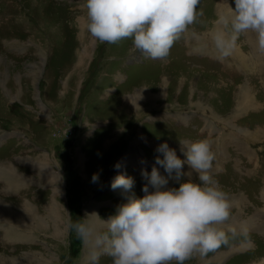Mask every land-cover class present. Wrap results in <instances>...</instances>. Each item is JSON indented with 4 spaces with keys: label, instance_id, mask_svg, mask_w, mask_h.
I'll list each match as a JSON object with an SVG mask.
<instances>
[{
    "label": "rangeland",
    "instance_id": "obj_1",
    "mask_svg": "<svg viewBox=\"0 0 264 264\" xmlns=\"http://www.w3.org/2000/svg\"><path fill=\"white\" fill-rule=\"evenodd\" d=\"M231 6L200 0L189 32L166 58L153 59L131 38L94 39L85 0H0V168L12 177L10 184L0 175V264H92L104 228L85 216L89 207L100 221L116 211L125 199L111 187L118 173L133 176L129 194L142 196L141 169L151 171L164 141L183 156L181 139L210 141L212 175L232 205L227 243L184 264H264V76L249 61L247 33L236 41L243 61L234 52L218 58L208 36ZM143 89L157 97L137 113L124 97ZM6 215L21 222L19 236L4 231ZM78 220L94 227L92 238L77 235ZM98 264L112 257L101 252Z\"/></svg>",
    "mask_w": 264,
    "mask_h": 264
},
{
    "label": "clouds",
    "instance_id": "obj_2",
    "mask_svg": "<svg viewBox=\"0 0 264 264\" xmlns=\"http://www.w3.org/2000/svg\"><path fill=\"white\" fill-rule=\"evenodd\" d=\"M200 0H85L86 29L100 41L115 43L131 38L135 49L153 59H164L181 34L198 15ZM227 16L216 21L208 33L220 59L233 54L240 34L255 33V46L264 54V0H234ZM231 26L225 32L221 25ZM91 127V126H90ZM180 151L167 141L160 143L151 171L144 167L146 180L142 196L131 193L135 180L118 173L112 180L113 190L125 195L116 211L101 221L104 231L95 235L96 245L90 253L98 264L101 252L112 257V264H184L194 252H207L227 243L223 228L231 216V201L219 181L212 175L214 153L207 139H181ZM188 166L185 171L184 166ZM117 162L114 167L120 168ZM161 167L167 175L161 173ZM195 173V178H193ZM188 177L184 179L183 177ZM178 186H169V179ZM100 180V172L91 178ZM94 214L101 217L98 213ZM71 227L88 240L95 229L86 221ZM235 234V228L232 229Z\"/></svg>",
    "mask_w": 264,
    "mask_h": 264
},
{
    "label": "bare ground",
    "instance_id": "obj_3",
    "mask_svg": "<svg viewBox=\"0 0 264 264\" xmlns=\"http://www.w3.org/2000/svg\"><path fill=\"white\" fill-rule=\"evenodd\" d=\"M216 5V10H217V13H219V14H221L222 13V10L220 9V7H219V5H220V1L219 2H217V3H215ZM215 25V27L217 26L216 24H214ZM230 29V28H229ZM86 31V30H85ZM187 32H189V28H188V30H187ZM248 37H245L246 38V40H248L247 41V43L250 45L249 47H250V49L251 50H253L252 51V53H251V55L249 56V61H251L250 63H253L255 66H258L257 68H258V70H259V72H260V74L259 75H263L264 76V54H262V53H260V52H258L257 51V49H256V46H255V37H254V35L253 34H251V32L249 31V32H247V34H246ZM204 40V39H203ZM206 41V40H205ZM234 53H237V54H235L236 56H237V58H239L240 60H246L247 59V57H246V55L243 53V54H241L240 52H239V50H238V48H237V46H236V48L234 49V51H233ZM258 52V53H257ZM261 54H262V56H263V58H262V56H261ZM246 58V59H245ZM258 73V72H257ZM232 84V83H231ZM146 85V84H145ZM230 85V84H229ZM147 87V86H146ZM138 88V87H137ZM145 88V87H144ZM142 89V88H141ZM152 90V89H151ZM136 91V90H135ZM153 91V90H152ZM155 91V90H154ZM160 92V91H159ZM244 92V91H243ZM130 93H131V91H130ZM229 95V94H228ZM151 97H157V95H153L152 93H150L147 89H143V90H138V91H136L134 94H131V95H129V96H127V97H124V99H125V103L127 104V105H129V107L130 108H134L136 111H137V113L139 112L138 111V108L141 106V104L146 100V99H149V98H151ZM159 97V96H158ZM157 100V99H156ZM153 102V101H152ZM157 103V102H156ZM155 103V104H156ZM166 104H167V102H166ZM198 104V103H197ZM144 106V105H143ZM155 106H157V105H155ZM199 106V105H198ZM155 108V107H154ZM159 108V107H158ZM164 108V107H163ZM240 108H238V110H239ZM152 110H154V109H152ZM163 110V109H162ZM158 111H160V110H158ZM163 112V111H162ZM215 114V113H214ZM222 118V117H221ZM143 133V131H142V129H139L138 130V136L140 135V137L143 135L142 134ZM170 146V145H169ZM171 147V146H170ZM175 148V147H174ZM178 151V150H177ZM178 153V152H177ZM82 155V154H81ZM182 156V155H181ZM82 157V156H81ZM126 157V156H125ZM127 158V157H126ZM129 158V157H128ZM127 160V159H126ZM123 165H125V164H123ZM152 166V165H151ZM161 173L162 174H164V175H167V173L166 172H164V169L161 167ZM0 175L1 176H3L4 178H6L7 180H8V182L11 184V173H9V172H5V174H3L2 173V169L0 168ZM171 181V178L169 179V182ZM90 208V212L91 213H93V212H95V210L94 209H92L91 207H89ZM252 211H254V210H252ZM96 213V212H95ZM6 218H7V222L9 223V225H6V226H4L5 227V229H4V231L5 232H7V235L9 236V237H11V235H15V236H19V234H20V232L19 231H17V229H16V227H17V225L19 224V223H21V222H19V221H12V219H10V217H8V215H6L5 216ZM92 217H94V223H96L97 225H100V224H102L101 223V221L99 220V218H97V216H95L94 214H92ZM9 219V220H8ZM92 220V221H93ZM6 221V220H5ZM240 223H242L243 225L246 223L245 221H240V220H236V222L235 221H233L231 224H234L235 226H238ZM20 225V224H19ZM251 225H254V226H256V227H259V224L257 223V219H255L254 218V216H253V220H252V223H251ZM25 236V235H24ZM224 256L222 255V254H220L219 255V258L221 259V258H223ZM264 263V262H263ZM252 264H257V262H254V263H252Z\"/></svg>",
    "mask_w": 264,
    "mask_h": 264
}]
</instances>
